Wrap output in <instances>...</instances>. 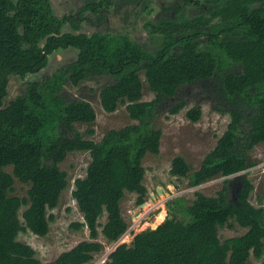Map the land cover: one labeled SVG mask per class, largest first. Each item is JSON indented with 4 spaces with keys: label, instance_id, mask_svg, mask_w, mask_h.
I'll use <instances>...</instances> for the list:
<instances>
[{
    "label": "trees",
    "instance_id": "obj_1",
    "mask_svg": "<svg viewBox=\"0 0 264 264\" xmlns=\"http://www.w3.org/2000/svg\"><path fill=\"white\" fill-rule=\"evenodd\" d=\"M145 1L154 0L138 3ZM189 3L201 12H182L181 5ZM109 4L85 0L77 17H58L51 0H0V264H91L105 249L100 238L118 242L129 229L122 202L126 193L137 195V205L147 201L143 163L147 155L160 154V116L186 108L184 88L197 87L231 121L197 170L177 156L171 175L197 188L256 166L251 153L264 143V0H182L163 7L157 21L144 25L162 39L156 52L128 35L62 32L65 25L81 31L85 14L103 17ZM69 48L78 50L75 61L51 77L29 82L24 94L5 104L11 76L37 74L48 67L50 56ZM142 74L155 94L152 101L143 100ZM101 76L112 77L100 92L104 111L111 114L125 106L136 123L110 130L95 142L76 128L96 121L94 107L70 98L64 88ZM187 117L198 122L202 108H191ZM74 152H88L92 159L72 192L84 218L72 227L87 229L90 240L42 262L18 237L26 231L49 234L54 220L49 212L58 208L70 185L60 164ZM15 179L30 186L28 197L14 195ZM229 184L226 180L215 196L196 193L191 202L173 200L163 223L117 247L104 264H247L252 256L262 259L264 206L250 203L254 185L249 179L237 183L235 197ZM235 225L247 231L222 241L220 229Z\"/></svg>",
    "mask_w": 264,
    "mask_h": 264
},
{
    "label": "rangeland",
    "instance_id": "obj_2",
    "mask_svg": "<svg viewBox=\"0 0 264 264\" xmlns=\"http://www.w3.org/2000/svg\"><path fill=\"white\" fill-rule=\"evenodd\" d=\"M51 2L55 15L58 17L66 15L77 17L85 5V0H51ZM177 2L182 3V0H154L139 3L138 0H110V4L104 10L103 17L87 13L81 21V31L77 32L70 25H65L62 32L73 34L82 32L91 35L98 31L113 35H128L145 49L156 52L162 46V39L159 35H151L144 28V25L149 21H157L163 12V7L170 8ZM145 6L148 7L145 8ZM181 6L182 12H186L189 16L201 12L193 3ZM77 55L78 50L74 48L59 50L50 56L48 67L41 72L29 75L26 79L11 76L8 87L9 94L5 104L7 105L16 97L24 94L29 82L51 77L57 70L75 61ZM142 79L144 81L143 100L152 101L155 94L149 89L144 74H142ZM110 82H112L111 76H101L87 80L78 87L66 85L64 88L65 93L70 98L84 99L90 102L96 111L97 118L93 124L76 125L77 130L86 139L98 142L108 131L136 123L130 118L125 106H121L111 114L102 108L100 92ZM182 97L187 101L186 108L173 116L163 113L157 121L158 128L163 131L161 151L159 155H147L143 163L146 169L144 184L148 189L147 201L143 205H137V195L126 193L122 202L123 215L129 224L128 231L131 233L127 232L116 243H107L103 238H100V241L105 244V249L101 254L96 255L91 264H104L118 244L130 245L136 234L149 228H157L165 221L159 223L158 217L165 214L166 219L168 204L173 200L185 198L187 202H191L195 199L196 193L215 196L223 188L226 180L235 181V177L218 178L197 188H190L187 179L171 175L172 161L177 156H183L193 169L197 170L205 156L215 148L231 121L230 115L216 112L197 87L184 88ZM196 106L202 108V117L194 123L187 117V112ZM90 130L94 131L93 135L89 134ZM250 157L256 166L243 172L240 178L245 177L254 185V191L250 195V203L256 207L264 206V143L257 146ZM91 161L88 152H74L67 156L60 167L68 174L70 185L63 193L58 208L49 212V215L54 217L50 224L49 234L41 237L31 231H26L18 237L20 242L26 243L37 252V257L42 262H52L60 254L72 249L78 243L90 240L87 229L72 227L74 223L84 222L72 192L75 180L86 176ZM7 172L12 173V168H8ZM29 188V185L15 179V196L28 197ZM235 195V190L231 188L230 196L235 197ZM25 209L26 207H23L20 211L22 221ZM100 222L104 224L106 216H103ZM246 231V229L235 225L234 228H221L219 235L224 241L241 236ZM247 264H264V256L262 259H256L252 256Z\"/></svg>",
    "mask_w": 264,
    "mask_h": 264
},
{
    "label": "water",
    "instance_id": "obj_3",
    "mask_svg": "<svg viewBox=\"0 0 264 264\" xmlns=\"http://www.w3.org/2000/svg\"><path fill=\"white\" fill-rule=\"evenodd\" d=\"M242 173H243V172H241V173H238V174H236V175H233V176H230V177H235V181H240V180H241V178H240L241 176H240V175H241ZM230 177H228V178H230ZM235 181H233V182H230V184H229V185H230V186H232V184H233ZM123 244H124V243H123ZM120 245H122V244H118V245H117V246L114 248V250H113V251H115V250H116V248H117V247H119ZM113 251H112V252H113ZM112 252H111V253H112ZM111 253H110V254H111Z\"/></svg>",
    "mask_w": 264,
    "mask_h": 264
},
{
    "label": "bare ground",
    "instance_id": "obj_4",
    "mask_svg": "<svg viewBox=\"0 0 264 264\" xmlns=\"http://www.w3.org/2000/svg\"><path fill=\"white\" fill-rule=\"evenodd\" d=\"M161 203V202H160ZM165 220V214H163V215H160L159 217H158V222L159 223H161V222H163ZM126 240V239H125Z\"/></svg>",
    "mask_w": 264,
    "mask_h": 264
},
{
    "label": "flooded vegetation",
    "instance_id": "obj_5",
    "mask_svg": "<svg viewBox=\"0 0 264 264\" xmlns=\"http://www.w3.org/2000/svg\"><path fill=\"white\" fill-rule=\"evenodd\" d=\"M166 8V7H165ZM239 181H235L233 184H232V186H230L231 188H233L234 190L236 189V187H237V183H238Z\"/></svg>",
    "mask_w": 264,
    "mask_h": 264
},
{
    "label": "built area",
    "instance_id": "obj_6",
    "mask_svg": "<svg viewBox=\"0 0 264 264\" xmlns=\"http://www.w3.org/2000/svg\"><path fill=\"white\" fill-rule=\"evenodd\" d=\"M127 232L131 233L130 231H127ZM122 244H123V243H122Z\"/></svg>",
    "mask_w": 264,
    "mask_h": 264
}]
</instances>
